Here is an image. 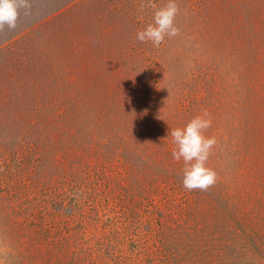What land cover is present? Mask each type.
<instances>
[{"label": "rangeland", "instance_id": "rangeland-1", "mask_svg": "<svg viewBox=\"0 0 264 264\" xmlns=\"http://www.w3.org/2000/svg\"><path fill=\"white\" fill-rule=\"evenodd\" d=\"M0 30L3 264H264V0H30ZM141 5H144L142 8ZM207 191L171 129L204 111Z\"/></svg>", "mask_w": 264, "mask_h": 264}, {"label": "clouds", "instance_id": "clouds-1", "mask_svg": "<svg viewBox=\"0 0 264 264\" xmlns=\"http://www.w3.org/2000/svg\"><path fill=\"white\" fill-rule=\"evenodd\" d=\"M143 8L144 5H141ZM153 8V22L143 30H138L136 36L140 42H151L154 47H159L165 38H172L180 34L176 24V17L180 13L177 0H167L163 6ZM30 0H0V30L5 26L9 30L17 27L21 10L25 15L31 12ZM212 125L210 113L206 110L192 118L184 127L171 129L175 148L172 157L176 161H183V186L188 191H207L214 186L219 177L215 169L208 166V160L213 148L217 144L215 136L205 135ZM0 264H3L0 261Z\"/></svg>", "mask_w": 264, "mask_h": 264}]
</instances>
